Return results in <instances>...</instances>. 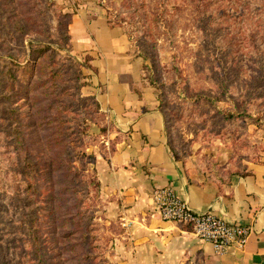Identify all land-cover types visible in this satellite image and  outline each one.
Returning a JSON list of instances; mask_svg holds the SVG:
<instances>
[{
	"label": "rangeland",
	"instance_id": "374dc122",
	"mask_svg": "<svg viewBox=\"0 0 264 264\" xmlns=\"http://www.w3.org/2000/svg\"><path fill=\"white\" fill-rule=\"evenodd\" d=\"M51 1L56 2L63 11L73 12L87 0ZM92 2L107 20H113L115 15L122 20L123 24L117 27L127 36L132 56L137 57V45L145 49L148 58L143 60L138 57L142 67H150L154 60L153 73L163 97L160 110L165 118L168 138L183 156V162L188 160L197 170L215 177L220 172L240 171L246 161L258 160L264 151V81L258 89L254 87L259 73L252 57H257L264 65V0H256L259 14L262 12L261 18L255 17L250 8L242 5L241 0ZM14 7L15 0H0V8L4 11ZM164 8L163 16L167 24L160 29L152 18ZM48 14L46 21L50 30L57 32L58 16L53 9L48 10ZM144 30L146 35L136 42ZM168 30L174 37L172 43L165 36ZM249 33L255 34L256 47H252L251 43L247 45L245 36ZM53 39L61 42L55 33ZM64 46L66 52L61 51L62 54L83 61L85 56L74 51L71 37ZM223 55L230 70L225 89L221 85L223 71L219 66V57ZM85 69L80 68L85 85L81 87L79 96L95 97L87 93L85 86L89 83ZM143 70L148 81L150 71L146 68ZM198 95L215 97L217 101L213 104L205 98H197ZM240 107L248 113L244 119L226 121L219 114L220 110L233 111ZM80 111L87 116L88 132L92 136L91 140L83 143L91 157L88 158L85 175L92 178L93 152L111 151L113 127L103 112L94 110L91 102L85 103ZM256 118L261 119L263 124H257ZM71 124H80L77 116H74ZM8 131L6 119L0 116V264H31L25 235L20 230H13L18 225L14 210L21 207L23 213L26 211L24 200L27 196L19 185L18 158L2 145L4 140L9 139ZM36 153L35 150L34 155ZM93 209L96 210L94 222L98 241L101 248L107 247L105 257L113 264L104 224L100 219L103 215L100 201L93 205ZM48 250L53 255L52 264H58L54 245L50 244Z\"/></svg>",
	"mask_w": 264,
	"mask_h": 264
},
{
	"label": "trees",
	"instance_id": "16d2710c",
	"mask_svg": "<svg viewBox=\"0 0 264 264\" xmlns=\"http://www.w3.org/2000/svg\"><path fill=\"white\" fill-rule=\"evenodd\" d=\"M15 3L16 7L5 10L7 14L0 8V116L9 126V139L2 145L18 158L19 185L27 196L26 211L23 213L21 207L14 210L18 225L13 230L25 235L31 264H52L50 244L57 250L58 264H110L105 257L107 247L101 248L94 222L93 205L100 201V182L95 175L92 178L85 175L91 157L83 143L92 136L88 132L87 116L80 109L91 102L95 111H101L96 97L79 96L85 85L80 68L94 70L89 64L90 57L78 61L61 53L66 52L64 44L70 38L68 26L73 12L63 11L51 0H15ZM241 3L261 18L256 0H241ZM50 9L58 16L57 32H52L46 21ZM163 11L165 8L152 18L160 29L167 24ZM112 19L107 20L111 27L123 24L117 15ZM54 33L60 43L54 41ZM144 35L145 30L136 42ZM165 36L172 43L174 37L169 30ZM245 39L248 46L249 43L252 47L258 45L255 34L249 33ZM136 47L135 56L146 60L145 49ZM252 59L259 73L254 85L258 89L264 81V65L257 57ZM151 64L154 65V60ZM152 65L143 68L150 71L147 78L157 90L158 108L162 110L163 97ZM219 66L223 71L221 85L225 89L230 71L225 56L219 57ZM198 97L213 104L217 101L206 95ZM219 114L226 121L248 116L242 107L220 110ZM74 116L80 124L73 126ZM260 120L256 118L255 122L261 125ZM165 131L167 134L166 127ZM167 144L174 159L182 161L183 156L172 146L168 134ZM244 170L245 166L240 171L220 172L215 180L219 186L229 185L231 177Z\"/></svg>",
	"mask_w": 264,
	"mask_h": 264
},
{
	"label": "crops",
	"instance_id": "0c3cea01",
	"mask_svg": "<svg viewBox=\"0 0 264 264\" xmlns=\"http://www.w3.org/2000/svg\"><path fill=\"white\" fill-rule=\"evenodd\" d=\"M98 8L87 0L75 9L69 34L74 51L90 57L94 70L85 69V87L113 127V150L93 152L111 262L264 264V151L222 186L190 161L175 160L141 59L129 53L125 33L109 26ZM165 186L194 211H212L231 224L248 226L244 247L217 253L186 225L163 221L152 193Z\"/></svg>",
	"mask_w": 264,
	"mask_h": 264
},
{
	"label": "built area",
	"instance_id": "2783aa9c",
	"mask_svg": "<svg viewBox=\"0 0 264 264\" xmlns=\"http://www.w3.org/2000/svg\"><path fill=\"white\" fill-rule=\"evenodd\" d=\"M153 203L163 221L188 226L199 238L210 242L217 253L229 247L242 249L250 229L243 224H231L212 211L197 212L178 197L172 187L157 188Z\"/></svg>",
	"mask_w": 264,
	"mask_h": 264
}]
</instances>
